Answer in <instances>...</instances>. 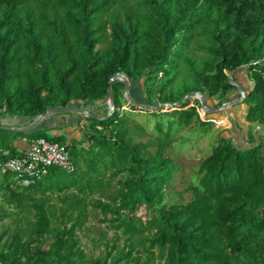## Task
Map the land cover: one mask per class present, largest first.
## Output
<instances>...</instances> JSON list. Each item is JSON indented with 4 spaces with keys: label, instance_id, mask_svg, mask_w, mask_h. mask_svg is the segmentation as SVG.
Masks as SVG:
<instances>
[{
    "label": "trees",
    "instance_id": "trees-1",
    "mask_svg": "<svg viewBox=\"0 0 264 264\" xmlns=\"http://www.w3.org/2000/svg\"><path fill=\"white\" fill-rule=\"evenodd\" d=\"M37 1L42 3L37 14L42 32L15 17ZM132 1L142 15H127L121 22L108 17L117 0H0V109L5 116L34 120L75 103L104 105L110 87L115 103L109 118H88L94 133H87L82 143L53 137L52 128L0 129L1 160L19 156V140L44 138L67 145L76 166L74 173L51 169L27 188L11 175H0L5 201L34 215L11 242L2 245L0 236V264H108V258L88 260L77 231L89 197L122 174L128 177L118 180V191L108 197L116 206L95 204L119 216L126 234H148L150 248L158 250L164 264H264V142L242 148L222 138L202 162L193 199L167 209L166 189L177 168L165 155L175 130L201 122L199 107L187 100L174 110L149 112L124 98L122 81L110 84L116 75L142 81L147 97H156L161 105H174L192 91L224 103L236 90L227 72L244 67L252 82L244 91L247 119L264 125V0ZM50 7L56 9L52 19L46 13ZM14 23L28 34L25 40L12 33ZM46 34L52 42L45 43ZM196 36L204 37L201 48L209 60L200 70L191 68L194 88L177 95L168 89ZM123 107L158 120L147 142L138 140L147 136L146 128L130 123ZM168 118L174 120L165 122ZM60 194H66L67 208L61 212L67 223L54 227L57 209L51 198ZM142 206L150 213L146 223L122 216ZM50 238L54 242L46 250Z\"/></svg>",
    "mask_w": 264,
    "mask_h": 264
},
{
    "label": "rangeland",
    "instance_id": "rangeland-1",
    "mask_svg": "<svg viewBox=\"0 0 264 264\" xmlns=\"http://www.w3.org/2000/svg\"><path fill=\"white\" fill-rule=\"evenodd\" d=\"M117 2L116 7L112 8L108 15L111 20L118 19L121 22H125L127 15L134 17L142 15V12H137L133 9L132 0H117ZM41 4L39 1L29 4L20 9L15 17L23 19L29 27L34 23L36 25L34 30L42 32L43 29L37 20L38 9L42 7ZM55 11L56 9L53 7L46 10L49 19H52ZM65 12L61 11L60 13L65 15ZM28 13H32V15ZM144 15L146 13H143ZM10 28L12 33L21 40H25L28 37V34H24L19 25L14 23ZM44 41L45 43L53 41L50 34L45 35ZM205 43L204 37L196 36L186 51L184 60L180 63L177 79L171 84L169 91L172 90L178 95L185 88H194L190 70L192 67L197 70L202 69L209 60V55L201 48ZM227 76L228 78L232 76L237 81L233 83L236 90L230 91L227 95L228 101L224 103H221L218 99H208V97H206L207 99L204 98V100L198 91L190 93L195 94L193 97L188 98V100H191L190 106L196 105L199 107L201 122H195L191 127L174 131V143L165 155L173 160L177 168L173 182L166 189L165 206L167 209L173 205L187 204L193 199L191 189L199 184V170L202 162L211 155L222 138L233 139L235 144L242 148L264 142V125L250 123L247 119L249 107L244 104L245 97L242 91H248L252 86L248 71L245 68L235 72L228 71ZM157 82L161 83L162 79H158ZM129 84V93L123 95L124 98L129 101L132 100L138 105L151 108L152 110H148L149 112L162 113L169 111L173 107H178V105H161L156 97L149 99L145 94L142 81L130 82ZM203 101L206 102L207 108L212 110L211 112H206L203 109ZM233 102L237 103L231 105ZM223 106L225 107L222 108ZM68 108L85 113L52 115L50 117L55 116L54 118H62L64 120L69 117L70 120L68 122H42L33 130L36 131L39 128L51 126L52 130L49 132L51 136H66L68 141L82 143L87 133H94L91 127L92 123L88 120V114L102 118L112 112L109 101L104 105L99 103L93 106L75 103ZM122 112L129 117L130 123L146 128L147 136L141 139L138 138V140L147 142L150 139V134L154 133L158 120H155L156 118L145 112L136 111L130 113L127 107H123ZM37 118L34 120L12 119L5 116L2 109H0V125L3 126L24 128L30 126ZM173 120V118H168L165 122ZM202 123H205V125H202ZM55 128L62 129L55 130ZM22 141L19 140L18 145H21ZM80 166L85 169L83 163ZM127 177L128 174L120 175L106 189L89 197L86 212L81 216L83 226L77 231L79 246L88 260L93 262L98 259L108 258V264H112L121 258L122 261L118 264H164L160 259L158 250L150 248L148 243L150 236L148 234L145 236L126 234L125 229L120 227L119 216L95 204L97 201H102L105 205L116 206L108 201V197L118 191V180ZM65 195L60 194L51 198V206L57 209L54 227H63L67 223V217L62 216L61 212L62 208H67ZM69 214H72V212ZM78 214L76 213L75 217ZM122 214V216H127L138 225L146 223L150 219V213L145 206H142L134 214L129 212H123ZM28 218L33 220L34 215L29 214L24 208L17 207V205H9L5 201L3 193H0V236H4L2 245L11 242L16 231L27 227ZM53 242V239L50 238L44 248L48 250L49 245Z\"/></svg>",
    "mask_w": 264,
    "mask_h": 264
},
{
    "label": "built area",
    "instance_id": "built-area-1",
    "mask_svg": "<svg viewBox=\"0 0 264 264\" xmlns=\"http://www.w3.org/2000/svg\"><path fill=\"white\" fill-rule=\"evenodd\" d=\"M19 156L0 159V175L13 176L16 184L30 187L46 178L51 169L74 173L76 166L67 145L48 141L44 138L27 141L19 149ZM6 156L10 153L6 152Z\"/></svg>",
    "mask_w": 264,
    "mask_h": 264
},
{
    "label": "water",
    "instance_id": "water-1",
    "mask_svg": "<svg viewBox=\"0 0 264 264\" xmlns=\"http://www.w3.org/2000/svg\"><path fill=\"white\" fill-rule=\"evenodd\" d=\"M244 67H241L237 70H240ZM114 80H120L122 81L125 85H126V89L123 91V95H126L129 93V87H130V81L127 79V78H124L119 75H116L114 77H112V79L110 80V84L112 85L113 81ZM229 80H230V83H235L234 79L232 78V76H229ZM243 94H244V97H245V92L242 91ZM195 94H190L188 95L187 97L183 98L181 101H179L178 103L174 104V105H178L180 106L181 104L185 103L188 98L190 97H193ZM201 96L202 99H204V97L202 96V94L200 93L199 94ZM108 96H109V102H110V105L112 107V112H110L108 118L113 114L114 112V109H115V103H114V99H113V94H112V89L111 87L109 88V92H108ZM205 100V99H204ZM131 102H133L134 104H136L134 101L131 100ZM237 102H233L231 103L232 104H236ZM137 106H139L140 108L142 109H145V110H152L151 108H147V107H144V106H141V105H138L136 104ZM225 106H223L222 108H224ZM222 108H219V109H222ZM173 110L176 109V107H173L172 108ZM203 109L206 111V112H211L212 110L211 109H208L207 106H206V102L203 101ZM218 109V110H219ZM63 113H85L83 111H79V110H76V109H73V108H58V109H53V110H50L48 111L47 113L39 116L30 126H27V127H11V126H3V125H0V129L1 130H13V131H31L33 129H35L37 126H39L44 120H46L47 118H49L50 116L52 115H58V114H63ZM89 117H92V118H95L94 116L92 115H89Z\"/></svg>",
    "mask_w": 264,
    "mask_h": 264
},
{
    "label": "crops",
    "instance_id": "crops-1",
    "mask_svg": "<svg viewBox=\"0 0 264 264\" xmlns=\"http://www.w3.org/2000/svg\"><path fill=\"white\" fill-rule=\"evenodd\" d=\"M55 117V116H54ZM54 117H50V118H47L46 120H44L43 122H68L69 120H70V118L69 117H67V118H65V120L64 119H62V118H54ZM45 128H51V126H45ZM27 141L28 140H23L22 141V144L21 145H18V142L16 143V146H18V148L20 149V148H23V147H25L26 145H27Z\"/></svg>",
    "mask_w": 264,
    "mask_h": 264
}]
</instances>
